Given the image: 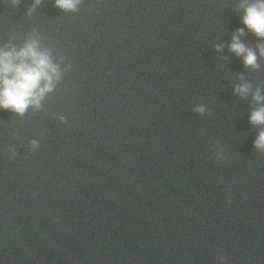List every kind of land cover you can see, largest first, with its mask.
I'll list each match as a JSON object with an SVG mask.
<instances>
[{
    "label": "clouds",
    "instance_id": "9594fccd",
    "mask_svg": "<svg viewBox=\"0 0 264 264\" xmlns=\"http://www.w3.org/2000/svg\"><path fill=\"white\" fill-rule=\"evenodd\" d=\"M17 2L18 0H13V3ZM40 2L41 0H35V5ZM80 2L81 0H55V6L63 11H75ZM240 7L244 10L242 23L255 36L264 39V0L242 3ZM243 34L244 30L238 29L233 35L230 51L243 56L245 66L258 67L256 53L240 42L239 36ZM257 47L260 55L264 56V45ZM59 77L58 66L52 62L48 52L39 50L35 40L26 43L18 51L0 49V109L23 115L29 107L39 108L41 101L53 90ZM248 90L247 84L235 89L241 94H246ZM253 98L257 103L264 100L259 89ZM195 111L202 114L205 108L200 106ZM249 119L254 125H264V107L254 110ZM61 120L63 121L64 117H61ZM32 145L36 147L37 142L32 141ZM254 147L264 150V130L259 132Z\"/></svg>",
    "mask_w": 264,
    "mask_h": 264
}]
</instances>
